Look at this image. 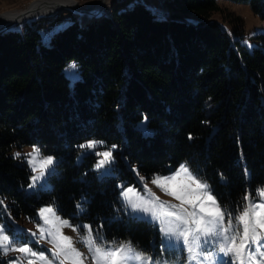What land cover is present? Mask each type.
I'll return each instance as SVG.
<instances>
[{"label":"trees","instance_id":"obj_1","mask_svg":"<svg viewBox=\"0 0 264 264\" xmlns=\"http://www.w3.org/2000/svg\"><path fill=\"white\" fill-rule=\"evenodd\" d=\"M218 1L167 0L170 14L158 17L122 0L85 26L72 19L47 43L46 22L1 32L0 212L38 223V209L53 206L80 235L87 224L106 242L132 241L150 254L161 250L159 231L129 215L119 196L136 176L149 180L186 164L237 216L245 195L257 200L264 32L244 45L242 18ZM223 1L247 6L264 23V0ZM91 141L111 151L109 174L81 147ZM26 147L55 159L49 188L28 192L32 172L16 156Z\"/></svg>","mask_w":264,"mask_h":264},{"label":"snow or ice","instance_id":"obj_2","mask_svg":"<svg viewBox=\"0 0 264 264\" xmlns=\"http://www.w3.org/2000/svg\"><path fill=\"white\" fill-rule=\"evenodd\" d=\"M191 138V137H189ZM98 142L91 141L87 145L81 147L94 148ZM113 148L116 146L113 145ZM104 157L97 167L101 168L112 159L111 151L98 153ZM20 153H16L18 157ZM29 164H36L39 157V150L33 148V152L29 154ZM39 163L43 167L54 164L53 157H47ZM36 168L33 167V171ZM45 173L42 171L41 176ZM185 175L190 184L195 185V189H191L189 184L182 185L177 190L166 187L170 181L176 180L177 177ZM35 182L38 177H33ZM161 187L166 194L172 195L181 201V205L189 204L192 206L191 211L183 207L159 204L160 209H173L167 212H158L156 207H148V204L156 203L155 198L152 200H144L139 197L138 201L130 198L129 194L133 193L132 188L122 191L121 195L127 201L128 206L133 211L144 212L153 217L154 220L161 224V231L164 233L162 239V249H176L181 256L185 250L188 253L187 264H245V257L248 264H264V245L259 241L264 235V202L254 203L248 195L244 196V200L248 201L247 205L241 209V214L236 215L235 212L227 205H223L216 197L214 191L210 188L207 181L201 180L186 164H182L177 169L175 175L170 177H156L152 181ZM258 195L264 201V189L257 190ZM204 197L208 202L203 201L196 204V201ZM2 203V201H0ZM198 208V210H197ZM45 213L51 214L57 220L56 212L52 207L41 209V215ZM202 214V215H201ZM225 216H227V226H225ZM171 217L174 219H167ZM47 223L48 220L46 219ZM61 226H68L67 221H60ZM83 228L89 229L87 235L81 234V242L92 253L93 264H169L167 260L154 258L152 255L140 250L132 241L124 242H106L104 237L97 232H92L90 225H83ZM260 229L261 231H257ZM79 231V226L73 228ZM41 239L45 238L44 230L40 229ZM52 233L49 232L48 236ZM58 242L55 238L50 239L49 243L53 244L55 251L53 256H63L65 261L70 260L71 264H83L81 254L72 248L71 238L60 236ZM32 241H20L15 236L10 235L7 229L0 225V250L5 254L8 251H19L25 256H32L35 259L29 260L28 264H53V262L43 253H37L30 247ZM256 247L252 248L251 245ZM23 245V246H21ZM234 255L235 259H224ZM20 259L14 264H20ZM63 264V261H62Z\"/></svg>","mask_w":264,"mask_h":264},{"label":"rangeland","instance_id":"obj_3","mask_svg":"<svg viewBox=\"0 0 264 264\" xmlns=\"http://www.w3.org/2000/svg\"><path fill=\"white\" fill-rule=\"evenodd\" d=\"M43 0H0V15L2 14H10L14 15L20 12L21 10L26 9L27 7H30L34 4H37ZM53 1V0H52ZM57 1V0H54ZM81 7H85V5L96 3L97 0H75ZM122 1V0H104V2L99 6V15H104L109 13L110 8L115 3ZM167 0H132L130 2V6L134 3H142L147 8L151 9L158 17H165L170 14V10L166 6ZM169 1V0H168ZM218 5L221 8L227 9L230 12H233L237 16H240L244 23V30H245V38L243 40V44L246 46H251L253 43L251 42V38L258 33L264 32V23L261 22L251 11L250 9L245 5L240 4H233L230 2H225L223 0L218 1ZM98 14H95V18H98ZM102 15V16H103ZM91 16V18H94ZM72 19L75 21L82 23L83 21L75 16L74 14L67 12V13H59L52 15L43 21L39 22H46L47 24L44 26L42 35H43V41L45 43L48 42L50 36L56 32L61 27L67 25ZM213 20L217 22H221V19L219 15H214ZM35 20H28L24 22H31ZM226 27V26H224ZM229 29L228 27H226ZM65 74L68 78L71 80H74L76 78L75 68L72 64H69L65 69ZM98 146V144H96ZM105 151H109L108 149H96L94 148H87V153H94L98 156L97 163H96V169L100 170L103 174H109L111 171L110 163H105V165L101 168H98V163L104 159L102 155H99L98 153H103ZM33 152V147H26L22 151H20V155H23L25 157V160L27 161V164L29 165V168L32 172L31 178H30V184L27 188L28 192H32L36 189H46L49 188V184L47 182V174L52 169L53 165L47 166L46 168L43 167L39 161H42L43 159L47 158L46 156H41L39 153V157L37 158L36 164H29L30 156L29 154ZM54 159V158H53ZM55 163V159H54ZM181 166V165H180ZM180 166L177 168L179 169ZM33 167L36 168L35 171H33ZM177 169L169 172L166 175H159L154 176L151 179L147 180L143 177L136 176L135 177V185L126 186V187H120V200L121 203L126 210V212L131 215L133 218H137L139 220L145 221L148 224H151L153 227L157 228L160 234L161 239V250L159 252H155L153 250V247H151L150 255H152L156 259L160 260H167L169 264H187L188 262V253L185 250L183 253V256L179 253L178 250L172 248L168 250L162 249V239L164 237V233L161 231V224L154 220L153 217L147 213L144 212H138L133 211L130 206H128L127 201L124 199V197L121 195L122 191L127 188H132L133 193H130L129 196L133 200H137L139 197H143L144 200H152V198H155V205L154 204H148V207L155 206L158 212H167L169 210L173 209H160L159 204L163 205H170V206H176L183 207L184 209L191 211L192 206L189 204H183L181 205V201L174 198L172 195H168L165 193L164 190H162L161 187H158L157 184L153 183V179L156 177H170L175 175ZM44 172L45 174L41 176V172ZM38 177V179L33 182V177ZM189 184L191 189H195L194 184H190V181L187 180V177L185 175H181L176 178L174 181H170L166 187L172 190L179 189L182 185ZM203 201L205 204L208 202L204 197H201L200 200L196 201V204L199 205V203ZM139 202V201H138ZM254 203H260L264 202L262 201V198L258 195V199L253 201ZM48 207L53 206H42L37 211V220L38 223H29L24 218H20L17 220H14L12 217H10L7 212L2 211L0 212V225H3L8 233L10 235L15 236L20 241H32L30 244V247L34 250H36L37 253H43L46 257H48L53 264H71V261H65L63 256L55 257L53 256V252L55 251L53 244L49 243L50 239L55 238L58 242L60 236H65L71 238V246L72 248L76 249L81 254V259H83V264H93L92 260V253L89 252L88 248L81 242V235L74 231L73 228L69 223L68 226H61L60 221H66L62 218H60L57 213L56 216L59 218L58 220L54 218L51 214L45 213L44 215H41V209H45ZM55 210V209H54ZM198 210V208H197ZM56 212V211H55ZM202 215V214H201ZM167 219H174L171 217H166ZM48 220L46 223L45 220ZM227 217L225 216V226H227ZM40 229L44 230L45 238L41 239V232ZM85 234L87 235L89 229L85 228ZM257 231H261L260 229H257ZM51 232L52 235L48 236V233ZM260 244L264 245V235L261 236V239L259 241ZM23 246V245H21ZM252 248H255L256 245H251ZM221 257H223L222 253H219ZM17 258L20 259V264H28L29 260H34L35 258L32 256H25L24 254L20 253L19 251H8L6 254L0 250V264H14V262L17 260ZM224 259H232L234 260V255H230L229 257H223ZM39 264V262H37ZM235 264H239V262H235ZM245 264H248L246 257H245Z\"/></svg>","mask_w":264,"mask_h":264},{"label":"bare ground","instance_id":"obj_4","mask_svg":"<svg viewBox=\"0 0 264 264\" xmlns=\"http://www.w3.org/2000/svg\"><path fill=\"white\" fill-rule=\"evenodd\" d=\"M104 2V0H97L94 5H85L81 7L75 0H43L37 4L27 7L21 10L17 14H2L0 15V25L12 22L19 16H23V22L28 20H44L52 15L59 13L70 12L75 16L79 17L83 22L82 24L91 19V16L98 14L99 16V6ZM95 18V16H93Z\"/></svg>","mask_w":264,"mask_h":264},{"label":"water","instance_id":"obj_5","mask_svg":"<svg viewBox=\"0 0 264 264\" xmlns=\"http://www.w3.org/2000/svg\"><path fill=\"white\" fill-rule=\"evenodd\" d=\"M94 4L95 3H91L89 5H94ZM102 15H99L98 18L101 17ZM98 18H91V19L85 21L83 24L82 23H80V24L82 26H85L87 23H89L91 21H94V20H96ZM23 19H24L23 16H19L15 20H13L12 22L5 23V24L0 25V33L3 32V31H6V30L12 29V28L16 27L17 25L23 23ZM35 21H43V20H35Z\"/></svg>","mask_w":264,"mask_h":264}]
</instances>
